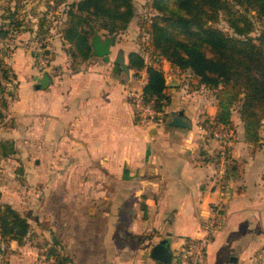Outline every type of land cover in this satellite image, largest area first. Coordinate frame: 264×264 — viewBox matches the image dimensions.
<instances>
[{
	"label": "crops",
	"instance_id": "crops-1",
	"mask_svg": "<svg viewBox=\"0 0 264 264\" xmlns=\"http://www.w3.org/2000/svg\"><path fill=\"white\" fill-rule=\"evenodd\" d=\"M5 21L0 8V29ZM55 27L25 28L4 49L14 87L0 95V159L20 162L24 192L37 196L9 203L31 230L23 243L0 242L5 264H161L158 255L173 264L186 240L208 233L206 264H264V117L250 140L236 103L231 123H219L234 133L223 158L222 145H207L198 129L217 122L219 89L145 57L163 70L170 101L162 120L139 124L128 91L148 74L130 68L128 56L140 46L121 32L110 61L93 52L73 59L65 24ZM42 51L46 67L37 61ZM121 52L128 73L115 68ZM180 112L188 127L172 124Z\"/></svg>",
	"mask_w": 264,
	"mask_h": 264
},
{
	"label": "trees",
	"instance_id": "trees-1",
	"mask_svg": "<svg viewBox=\"0 0 264 264\" xmlns=\"http://www.w3.org/2000/svg\"><path fill=\"white\" fill-rule=\"evenodd\" d=\"M237 1L264 17V0ZM151 8L154 14L148 32L157 52L156 61L165 58L181 71L189 70L206 87L219 89L218 123H231V108L239 103L246 137L257 140L264 117V46L251 37L234 36L214 25L224 9L230 10L227 0H152ZM64 12V39L72 45L71 57L82 61L92 56L91 39L95 34L102 32L107 38L121 33L136 15L132 0H72ZM17 14L2 13L10 27L2 25L1 37L14 38L10 28L17 32L23 24L16 19ZM39 28L46 31L42 23ZM239 33L243 34L241 30ZM128 58L130 68L147 71L145 97L153 99L159 109L168 104L163 70L148 64L140 52H131ZM30 230L26 216L11 204L0 203V242L23 243ZM67 260L57 258L56 262Z\"/></svg>",
	"mask_w": 264,
	"mask_h": 264
},
{
	"label": "rangeland",
	"instance_id": "rangeland-1",
	"mask_svg": "<svg viewBox=\"0 0 264 264\" xmlns=\"http://www.w3.org/2000/svg\"><path fill=\"white\" fill-rule=\"evenodd\" d=\"M72 0H0V8L4 15H10L16 11L17 20L22 21L20 29L9 32L11 34H19L25 28L35 29L34 27L42 23L44 27L48 25H57L56 30H60L65 24L66 14L64 12L66 4ZM152 0H132L135 9V17L132 19L125 31L126 40L132 39L137 46L143 50L142 53L148 60H156L157 52L150 41L148 29L150 28L151 19L154 11L151 8ZM227 6L220 13V17L214 25L223 29L225 32L234 36H247L253 38L257 43L264 46V17L247 4H241L237 0H227ZM9 26V24L7 23ZM26 26V27H24ZM10 27V26H9ZM8 27V28H9ZM243 34H240L239 31ZM102 34V32H100ZM120 34V33H118ZM112 36V35H110ZM123 39V37H122ZM13 39L2 37L0 39V47L3 53L6 44ZM4 55V54H3ZM32 166L35 169L34 162ZM20 162L7 159H0V203H37L36 193L32 192V198H27L24 192V182L26 178L22 171ZM47 261L51 262L46 258Z\"/></svg>",
	"mask_w": 264,
	"mask_h": 264
},
{
	"label": "built area",
	"instance_id": "built-area-1",
	"mask_svg": "<svg viewBox=\"0 0 264 264\" xmlns=\"http://www.w3.org/2000/svg\"><path fill=\"white\" fill-rule=\"evenodd\" d=\"M11 47L16 46L15 41H9ZM3 46L0 47V95L2 91L11 90L14 87V81L6 74V69L3 63ZM165 59V58H164ZM37 61L41 67L47 66L46 55L44 52H39ZM147 81H142L141 87L138 89H130L128 91V97L132 104L135 121L142 125H147L153 121L162 120L165 107L159 109L156 106L155 101L148 100L145 97L144 87ZM198 129L201 134V138L204 142L211 143L216 140L221 145V154L225 158L227 151L225 147L232 145L234 133L230 127L220 125L214 120L204 121L198 125ZM211 240V233H208L205 237L198 240H186L174 253L173 264H206V248ZM5 246H0V264H5ZM258 260L264 261V250L257 256Z\"/></svg>",
	"mask_w": 264,
	"mask_h": 264
},
{
	"label": "water",
	"instance_id": "water-1",
	"mask_svg": "<svg viewBox=\"0 0 264 264\" xmlns=\"http://www.w3.org/2000/svg\"><path fill=\"white\" fill-rule=\"evenodd\" d=\"M116 39V34L112 35L111 37H107L104 40H102L98 34H95L92 38L93 54L98 57H102L105 61H110L111 48L115 46ZM115 64L117 71L122 69L127 73L129 72L128 65L124 63V55L122 52L118 54ZM48 82L49 77L48 75H45L40 83V86L45 87ZM172 124L181 127L189 126V123L183 118V112H180L178 116L174 117ZM157 258L160 259L161 264H164L163 262H166L167 260L169 261L165 255H158Z\"/></svg>",
	"mask_w": 264,
	"mask_h": 264
}]
</instances>
